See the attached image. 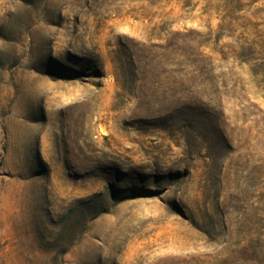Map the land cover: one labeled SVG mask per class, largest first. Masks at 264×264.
I'll use <instances>...</instances> for the list:
<instances>
[{
    "label": "rangeland",
    "instance_id": "374dc122",
    "mask_svg": "<svg viewBox=\"0 0 264 264\" xmlns=\"http://www.w3.org/2000/svg\"><path fill=\"white\" fill-rule=\"evenodd\" d=\"M0 264H264V0H0Z\"/></svg>",
    "mask_w": 264,
    "mask_h": 264
}]
</instances>
